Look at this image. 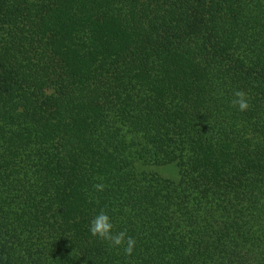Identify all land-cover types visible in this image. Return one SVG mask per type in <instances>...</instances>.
<instances>
[{
	"label": "trees",
	"instance_id": "trees-1",
	"mask_svg": "<svg viewBox=\"0 0 264 264\" xmlns=\"http://www.w3.org/2000/svg\"><path fill=\"white\" fill-rule=\"evenodd\" d=\"M0 264H264V0H0Z\"/></svg>",
	"mask_w": 264,
	"mask_h": 264
},
{
	"label": "clouds",
	"instance_id": "clouds-1",
	"mask_svg": "<svg viewBox=\"0 0 264 264\" xmlns=\"http://www.w3.org/2000/svg\"><path fill=\"white\" fill-rule=\"evenodd\" d=\"M234 99L231 101L232 107H236L239 111L244 112L250 109V97L241 89L233 92ZM101 179V178H98ZM106 185L101 183L93 184V188L102 192ZM114 224L109 215L101 209V211L90 221L89 233L92 237L106 242L112 248H123L126 256H131L136 246V239L130 236L126 229L118 232L114 231Z\"/></svg>",
	"mask_w": 264,
	"mask_h": 264
},
{
	"label": "rangeland",
	"instance_id": "rangeland-1",
	"mask_svg": "<svg viewBox=\"0 0 264 264\" xmlns=\"http://www.w3.org/2000/svg\"><path fill=\"white\" fill-rule=\"evenodd\" d=\"M154 171L156 170L163 177H167L170 179H175L177 177V172L173 166L165 165V166H154L152 168Z\"/></svg>",
	"mask_w": 264,
	"mask_h": 264
}]
</instances>
